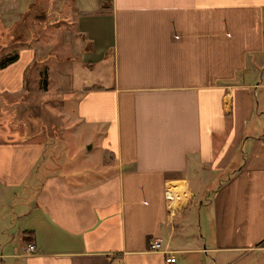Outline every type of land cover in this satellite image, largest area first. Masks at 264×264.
Here are the masks:
<instances>
[{
	"label": "crops",
	"instance_id": "1",
	"mask_svg": "<svg viewBox=\"0 0 264 264\" xmlns=\"http://www.w3.org/2000/svg\"><path fill=\"white\" fill-rule=\"evenodd\" d=\"M21 1L3 3L2 27ZM89 6L47 41L78 26L62 107L72 126L100 128L99 156L80 153L97 165L61 176L41 137L0 141V204L36 189L16 203L18 245L0 264H264V0ZM44 43L0 53L18 56L0 68V97L40 92Z\"/></svg>",
	"mask_w": 264,
	"mask_h": 264
},
{
	"label": "rangeland",
	"instance_id": "2",
	"mask_svg": "<svg viewBox=\"0 0 264 264\" xmlns=\"http://www.w3.org/2000/svg\"><path fill=\"white\" fill-rule=\"evenodd\" d=\"M98 1L101 0H29V4L23 5V11L19 12L18 18L15 16L10 21L11 24L8 27H2L0 24V53L5 51V47L9 46L13 40L32 45H36L37 42L43 43L46 40L44 53L47 52L46 45L52 44L51 51L44 58L38 55V63L41 68L40 77L41 73L43 75L45 71L48 75L50 68L49 92L47 93L37 86L35 89L40 92L32 93L26 100H24L26 97L14 100L0 97V141L30 138L34 135L41 137L40 139H43L45 144V161L54 160L53 173H58L61 176H66L67 171L74 167L76 168L73 170L84 172V168L91 170L89 168L91 165H97V161L94 164H84L80 153L88 152L91 160L92 157L99 156L100 149L94 135L101 130L99 127L97 130L87 129L88 127L84 124L72 126V111H70V120L66 119V117H70L69 111L62 107L63 102L72 101V91L69 89L72 81V60L76 56L75 53H72V41L76 39L78 26L75 25L72 27L73 29H70L71 35L68 29H62L52 40H47L57 25H61L62 28L69 26L72 14L77 20L81 13L79 8L83 11L81 8L85 9V6L95 5ZM108 1L106 0V2ZM3 3L6 8L7 5L11 6L12 4L20 6L22 1L0 0V9L3 7ZM55 47H58V51L53 49ZM71 58L70 63L69 59ZM27 83L30 88L33 87L28 80ZM53 105L56 109L53 108ZM73 135L78 136V138L74 137L75 141L72 140ZM75 154L77 157L73 159ZM24 188L11 191L6 202L0 204V252L18 245V239L13 238V234L17 230L14 215L18 210L16 203H19L23 196L31 199L36 193L35 188L25 192ZM12 203L14 204L12 205ZM7 264L16 263L13 260H7Z\"/></svg>",
	"mask_w": 264,
	"mask_h": 264
},
{
	"label": "built area",
	"instance_id": "3",
	"mask_svg": "<svg viewBox=\"0 0 264 264\" xmlns=\"http://www.w3.org/2000/svg\"><path fill=\"white\" fill-rule=\"evenodd\" d=\"M151 251L152 252H160L162 250V242L161 240H152L151 244ZM35 252V245L29 244L26 248V254H32ZM167 254H170L168 259L166 260L168 263H175V258L171 255V252L164 251Z\"/></svg>",
	"mask_w": 264,
	"mask_h": 264
},
{
	"label": "trees",
	"instance_id": "4",
	"mask_svg": "<svg viewBox=\"0 0 264 264\" xmlns=\"http://www.w3.org/2000/svg\"><path fill=\"white\" fill-rule=\"evenodd\" d=\"M18 59L17 55H13V56H9L4 58L3 60L0 61V68L3 69L7 66H9L10 64H13L14 62H16ZM41 82H40V87L43 90H47L48 88V76H47V72L45 71L44 74L42 75L41 73Z\"/></svg>",
	"mask_w": 264,
	"mask_h": 264
}]
</instances>
